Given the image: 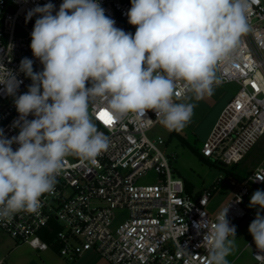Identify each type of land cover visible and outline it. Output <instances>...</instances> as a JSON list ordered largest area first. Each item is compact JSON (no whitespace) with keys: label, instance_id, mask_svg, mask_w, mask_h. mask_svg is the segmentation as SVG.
<instances>
[{"label":"clouds","instance_id":"obj_1","mask_svg":"<svg viewBox=\"0 0 264 264\" xmlns=\"http://www.w3.org/2000/svg\"><path fill=\"white\" fill-rule=\"evenodd\" d=\"M249 7V0H131L127 17L134 34L116 27L99 0H63L55 14L51 2L31 9L26 19L38 18L30 48L43 70L34 72L33 61L23 58L19 71L32 84L16 96L22 81L0 64V85L16 96L20 114L13 124L17 136L7 138L0 128V220L37 212L67 156L95 163L108 150V137L96 124L107 125L98 115L102 110L113 121L129 114L145 118L151 110L167 129L182 130L195 104L174 101L177 83L196 100L212 94L217 65L250 30ZM96 101L101 110L90 111ZM257 181L264 182V175L255 174ZM249 207L257 213L248 231L264 251V190L252 194ZM228 210L215 222L195 224L198 232L207 229L206 264H229L236 227Z\"/></svg>","mask_w":264,"mask_h":264},{"label":"built area","instance_id":"obj_2","mask_svg":"<svg viewBox=\"0 0 264 264\" xmlns=\"http://www.w3.org/2000/svg\"><path fill=\"white\" fill-rule=\"evenodd\" d=\"M49 2L55 6V14L63 0H0V64L22 81L16 96L27 92L32 84L19 71L23 58L33 61L34 72L43 70L30 48L38 15L29 20L27 13ZM99 2L105 14L115 20L116 27L136 31V26L128 23L130 1ZM249 4L250 30L217 65L218 82L213 84L236 83L240 89L222 111L201 149L206 159L225 166L241 163L264 136V0H249ZM176 91L175 102L191 94L183 82L177 83ZM16 96L6 94L0 85V128L7 138L17 136L20 131L19 127H13L20 116L14 103ZM101 107V102L96 101L90 111L98 112ZM27 119L34 117L29 115ZM96 124L108 137V150L95 163L76 155L67 156L54 191L41 197L38 211H21L10 221L0 220V231L38 251L52 246L61 256L73 260L93 251L106 264H206L207 229L198 232L196 223L206 219L215 222L228 207L230 225L235 226L248 216L255 218L248 197L252 187L264 185L253 182L255 174L264 175V168H257L238 183L228 205L211 216L206 208L215 188L200 196L187 191L186 182L175 176L161 149L165 140L161 137L152 140L147 135L161 125L153 111H148L145 118L129 114L111 125L100 120ZM17 147L14 144L13 150ZM150 172L156 174L154 183L147 180ZM53 221L61 230L45 241L41 233L53 232ZM253 242L249 244L253 247L252 257L264 264V251L258 250ZM0 264L10 263L0 257Z\"/></svg>","mask_w":264,"mask_h":264},{"label":"rangeland","instance_id":"obj_3","mask_svg":"<svg viewBox=\"0 0 264 264\" xmlns=\"http://www.w3.org/2000/svg\"><path fill=\"white\" fill-rule=\"evenodd\" d=\"M239 89L236 83L216 84L213 85L212 94H206L202 99L196 100L194 93L189 95L184 103L195 104L191 120L182 130H174L185 138L189 145L182 142L181 136L170 137L172 130L162 124L147 133L152 140L159 137L165 140L166 143L161 149L170 160L175 176L189 183L193 189L192 193L204 192L211 189L216 182L222 181L213 191L206 208L211 216L221 212L237 191L238 180L228 176L227 171L249 176L257 168H264V136L257 141L245 159L235 166H225L209 159H201L196 152L201 151L223 106L235 97ZM155 178L156 174L150 172L147 180L154 183ZM257 189L264 190L261 186L252 187L251 196ZM251 196L248 197L249 202ZM252 211L256 215L257 209L253 208ZM254 219L248 216L236 222L235 245L226 258L229 264H259L252 257L253 247L249 246L253 237L248 229ZM0 257L5 258L10 264H106V261L93 251L73 260L61 256L59 250L52 246L46 251L35 250L28 243L15 240L3 231H0Z\"/></svg>","mask_w":264,"mask_h":264},{"label":"trees","instance_id":"obj_4","mask_svg":"<svg viewBox=\"0 0 264 264\" xmlns=\"http://www.w3.org/2000/svg\"><path fill=\"white\" fill-rule=\"evenodd\" d=\"M127 1H130L131 2V0H127ZM128 32H131V33H135L132 29H130V28H128ZM172 136H178V137H180L181 135L180 134H178L176 131H174V130H172L171 131V134H170V137H172ZM180 139L182 140V142L184 143V144H188L189 145V143H188V141H186L185 140V138H182V136L180 137ZM196 150V149H195ZM196 152H197V154L200 156V158L201 159H204V160H207L202 154H201V151L200 152H198L197 150H196ZM216 163V162H215ZM237 165V164H236ZM233 166H235V165H233ZM227 175L228 176H232V177H235L236 178V180H238V183H242V182H244V180L248 177L247 175H241V174H238V173H234L233 171H227ZM222 183V181H218V182H216L213 186H212V188H215V189H217V186L218 185H220ZM261 187H263L264 188V185L263 186H261ZM211 188V189H212ZM186 189H187V191L189 192V193H192L193 191V189H192V186L189 184V183H186ZM215 191V190H214ZM194 194V193H193ZM195 196H200L201 195V193H195L194 194ZM51 227H52V231L53 232H51V233H49V234H47L45 231L43 232V233H41V235L44 237V239H45V241H49L50 239H52L53 237H54V234L56 233V232H58V231H60L61 230V227L59 226V225H57L56 224V222H52V225H51ZM18 243H20V242H18Z\"/></svg>","mask_w":264,"mask_h":264},{"label":"snow or ice","instance_id":"obj_5","mask_svg":"<svg viewBox=\"0 0 264 264\" xmlns=\"http://www.w3.org/2000/svg\"><path fill=\"white\" fill-rule=\"evenodd\" d=\"M98 115L100 116V118H101L102 120H104V122H105L107 125H111L112 123H114V121L111 120V119H105V114H104V111H103V110H102Z\"/></svg>","mask_w":264,"mask_h":264},{"label":"crops","instance_id":"obj_6","mask_svg":"<svg viewBox=\"0 0 264 264\" xmlns=\"http://www.w3.org/2000/svg\"><path fill=\"white\" fill-rule=\"evenodd\" d=\"M188 97H189V96H188ZM188 97H187V98H188ZM187 98H185V99H183V100H181V101H179V102H177V103H184V102H186V99H187ZM230 101H231V100H230ZM230 101H228V103H229ZM228 103H227V104H228ZM227 104L223 106L222 111H223L224 108L227 106ZM222 111H221V113H222ZM221 113L218 114L217 119L215 120L214 125L212 126V129L214 128V126H215V124H216L218 118L220 117ZM212 129H211V130H212ZM210 133H211V132H210ZM201 193H202V192H201ZM93 253H94V252H93Z\"/></svg>","mask_w":264,"mask_h":264}]
</instances>
